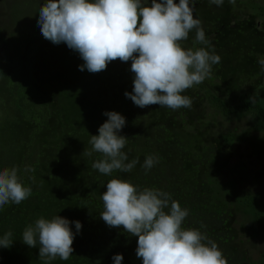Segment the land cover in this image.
Segmentation results:
<instances>
[{
    "label": "trees",
    "instance_id": "1",
    "mask_svg": "<svg viewBox=\"0 0 264 264\" xmlns=\"http://www.w3.org/2000/svg\"><path fill=\"white\" fill-rule=\"evenodd\" d=\"M44 2L30 3L35 15L28 20L0 19V170L17 168L19 181L31 188L20 204L0 208V237L11 231L13 239L11 247L0 248V264H44L39 247L24 244L22 233L37 219L56 215L82 228L70 259L51 264H114L116 254L123 256L121 264H142L138 237L107 226L99 215L106 183L114 178L170 193L188 210L182 227L206 234L227 264H264L261 193L249 183L262 171L252 166L249 174L237 151L244 142L249 154L260 156L264 146V71L258 64L264 58V0H224L219 7L195 0L194 18L212 46L207 50L221 60L210 77L182 93L192 106L178 110L140 108L125 97L133 87L131 61L110 62L99 73L80 71L78 53L42 36L37 20ZM194 38L190 32L181 46L206 47L194 45ZM16 61L19 79L9 81ZM105 111L126 119L119 132L127 137L123 151L128 162L139 161L131 172L101 174L92 167L100 155L83 154L90 135H98L108 119ZM222 120H245L246 127L234 132ZM149 155L159 162L146 174L142 165ZM70 227L76 233L75 224Z\"/></svg>",
    "mask_w": 264,
    "mask_h": 264
},
{
    "label": "clouds",
    "instance_id": "2",
    "mask_svg": "<svg viewBox=\"0 0 264 264\" xmlns=\"http://www.w3.org/2000/svg\"><path fill=\"white\" fill-rule=\"evenodd\" d=\"M235 4V0H228ZM224 0H209L222 6ZM195 0H45L38 13L37 25L42 36L53 44L64 43L79 54L80 71L99 73L110 62L131 61L132 91L124 93L135 106L159 105L172 110L190 108L192 100L182 95L210 77L212 66L220 56L211 48L202 22L194 18ZM195 32L194 45L183 48L181 42ZM264 71V58L258 59ZM253 103L255 100L250 97ZM108 119L99 127L98 135H90V149L83 154L98 153L100 159L92 167L104 175L114 171L131 172L139 162H128L123 151L127 137L119 135L126 119L116 111H105ZM159 158L149 155L142 165L145 173ZM27 171L32 169L26 168ZM31 196L13 167L0 170V208L20 204ZM100 218L109 227H122L130 236L138 237L136 256L142 264H227L218 245L198 229L183 228L188 210L182 208L171 194L160 189H139L126 180L111 179L102 193ZM74 223L76 233L70 224ZM203 227V225H202ZM82 224L56 215L41 217L26 226L22 242L39 247V259L51 264L59 258L70 259L75 235ZM13 243L12 232L0 237V248ZM114 264L123 256L116 254Z\"/></svg>",
    "mask_w": 264,
    "mask_h": 264
},
{
    "label": "rangeland",
    "instance_id": "3",
    "mask_svg": "<svg viewBox=\"0 0 264 264\" xmlns=\"http://www.w3.org/2000/svg\"><path fill=\"white\" fill-rule=\"evenodd\" d=\"M32 2H38V0H0V8L3 11V14H0V19H4V22L8 20H12L13 23L22 22L24 20H28V18H31L34 14L35 10L32 8L31 4ZM35 15V14H34ZM20 62L16 61V63L11 64L12 73L10 74L9 81L19 79V69ZM53 78H56V74ZM56 85V84H54ZM1 95V93H0ZM2 100V97L0 96V101ZM2 104V102H0ZM2 108V107H0ZM2 117V115H0ZM222 124L225 126V128L234 129V132H238L241 129H244L245 126V120L238 121V124L235 120H232L230 122L222 120ZM251 135H259L257 132H251ZM251 147V146H250ZM250 147L244 143V142H238L237 151L239 155V159L244 161L247 165V168L249 170V174L253 173L252 166L257 167L262 171V174L258 176L257 181H252V179L249 181L252 186L256 188H259V193H261V201L258 202V206L264 210V146H262L261 154L255 155V154H249ZM247 152V154H246ZM235 159V157H233ZM242 220V219H241ZM256 247H260L261 243L256 242L254 244ZM254 250V249H252ZM251 254L254 256L256 254L255 251H252ZM250 254V255H251Z\"/></svg>",
    "mask_w": 264,
    "mask_h": 264
}]
</instances>
